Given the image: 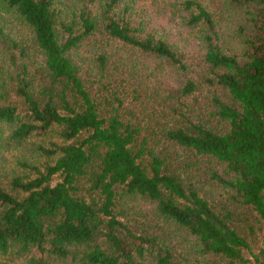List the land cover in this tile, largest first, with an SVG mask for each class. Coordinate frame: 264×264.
<instances>
[{"label":"trees","instance_id":"obj_1","mask_svg":"<svg viewBox=\"0 0 264 264\" xmlns=\"http://www.w3.org/2000/svg\"><path fill=\"white\" fill-rule=\"evenodd\" d=\"M0 1L43 57L31 72L18 66L26 47L0 50V150L34 132L58 129L62 140L40 148L45 164H22L30 174L0 187V254L29 264H264V0H228L227 36L186 0L191 26L205 28L195 77L183 42L117 15L121 0H107L101 23L61 22L53 0ZM118 49L159 64L128 76L139 62ZM150 78L158 112L147 108L157 103ZM184 157L197 160L187 169L206 164L209 187L185 177ZM143 203L156 223H141Z\"/></svg>","mask_w":264,"mask_h":264},{"label":"rangeland","instance_id":"obj_2","mask_svg":"<svg viewBox=\"0 0 264 264\" xmlns=\"http://www.w3.org/2000/svg\"><path fill=\"white\" fill-rule=\"evenodd\" d=\"M197 4H200L205 8L211 15L215 22L218 24V30L221 32L222 36H227L230 30L234 29V20L230 14V9L228 5V0H193ZM54 8L57 10L58 19L61 22L71 23L76 20L80 23L81 14H90L93 18H97L100 23L104 20L102 19L103 13L106 8L107 0H53ZM186 0H121L120 5L116 8V14L121 15L124 12L132 14L135 21L139 23L143 21L145 24L146 31H151L156 34V32L169 34L168 38L171 42H183L182 51L188 57V62L191 64L188 76L195 77L202 74L204 64L202 58H200L202 45L201 36L204 27L200 25L197 27L191 26L190 18L191 14H196V8L187 9L185 7ZM128 8V10L126 9ZM109 14V16H111ZM98 22V21H97ZM0 28L7 39V44L0 41V50L2 52H9V47L13 48V43H17L19 47H26L28 50V56L20 58L18 55V66L20 63L25 62L28 69L31 72H35L40 69L43 57L35 49L33 43V33L32 30L25 24V22L20 18L19 14L16 13L14 9L9 8L0 1ZM101 29V27H99ZM100 32V37L103 31ZM98 34V35H99ZM176 34V37H173ZM98 37V36H97ZM187 40V41H184ZM5 50V51H4ZM120 51L119 56H124L126 58L132 59L139 63L127 64L126 74L132 76L134 74L133 67L135 64L144 69L145 74L152 68H154L158 61L150 59L148 57L143 58L141 56H133L132 53H128L125 49H118ZM17 54H20V50H16ZM203 54V53H202ZM1 60L6 62L8 58L0 57ZM127 60V59H126ZM152 67V68H151ZM136 68V67H135ZM173 74H175L173 72ZM142 75V73L140 74ZM175 78L180 80H185L186 76L181 77L176 76ZM154 78L147 80L144 86L148 90V98H153L157 103L152 106H147V108H157V112L163 110L161 108V98L162 93L155 88L149 89L147 83L154 84ZM174 77L167 75L163 79L164 87L173 86ZM119 84V83H118ZM117 84V85H118ZM162 90H165L161 87ZM159 95V96H158ZM207 96L202 99V104L198 108H207L208 105ZM6 137L8 135H5ZM53 143L62 144V140L58 135V129L50 130L46 133L34 132L29 136L22 144H18L15 141L7 140L4 141V147L0 150V187L10 190L11 181L16 177H25L30 174V171L22 166V164L37 165L42 166L48 159L42 156L40 148H51ZM197 160L184 157L181 161L182 172L185 174L189 180L195 182V184L202 186L208 183V167L205 170V163L201 161L198 166L192 168H186L187 163L196 162ZM205 187V186H204ZM137 209L142 213L145 211V216L140 218L141 223H156L152 219V207H148V204H137ZM155 225V224H154ZM167 234H171L169 231ZM173 243L178 245L179 238L174 237ZM180 252V247H177ZM182 258H179L181 260ZM0 264H29L25 257H21L18 260H14L13 256H4L0 254Z\"/></svg>","mask_w":264,"mask_h":264}]
</instances>
